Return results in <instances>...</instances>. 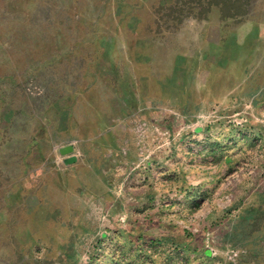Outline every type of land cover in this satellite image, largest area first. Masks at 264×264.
Returning a JSON list of instances; mask_svg holds the SVG:
<instances>
[{"label":"rangeland","instance_id":"374dc122","mask_svg":"<svg viewBox=\"0 0 264 264\" xmlns=\"http://www.w3.org/2000/svg\"><path fill=\"white\" fill-rule=\"evenodd\" d=\"M0 264H264V0H0Z\"/></svg>","mask_w":264,"mask_h":264},{"label":"crops","instance_id":"0c3cea01","mask_svg":"<svg viewBox=\"0 0 264 264\" xmlns=\"http://www.w3.org/2000/svg\"><path fill=\"white\" fill-rule=\"evenodd\" d=\"M85 109V114L82 113L77 117L70 115L69 125L61 127L62 134L66 136H69V131L72 129V134L77 141L74 165L69 168H64L63 165L56 169L50 167L49 175L45 177L43 183L46 200H49L50 205L58 204L57 208L64 209L62 216L71 215L72 208H77L73 205H76L77 201H82L84 197V188L95 185V181L99 180L98 177L101 178L103 173L98 172V168L90 163L88 158L90 155L86 151L82 152L83 145L80 143L96 138L102 130L100 128L104 125L108 126L110 119L107 114L109 113L107 110L99 111L98 107L89 101L85 103ZM53 194L57 198H53Z\"/></svg>","mask_w":264,"mask_h":264},{"label":"water","instance_id":"95a60500","mask_svg":"<svg viewBox=\"0 0 264 264\" xmlns=\"http://www.w3.org/2000/svg\"><path fill=\"white\" fill-rule=\"evenodd\" d=\"M58 156L62 157V164L68 166L76 161V157L73 154V147L71 144H67L57 148L56 150Z\"/></svg>","mask_w":264,"mask_h":264}]
</instances>
